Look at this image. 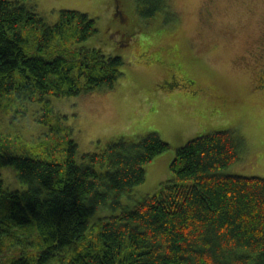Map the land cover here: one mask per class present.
<instances>
[{"label":"trees","instance_id":"1","mask_svg":"<svg viewBox=\"0 0 264 264\" xmlns=\"http://www.w3.org/2000/svg\"><path fill=\"white\" fill-rule=\"evenodd\" d=\"M135 2L142 19L168 13V0ZM96 31L95 20L77 10L60 9L49 24L19 0H0V109L19 100L20 110L44 103L52 114L51 95L112 87L121 56L76 46ZM66 143L57 160L17 152L0 132V167L11 165L22 186L11 189L0 178V254L12 225L36 230L44 243L36 254L0 264H46L53 256L59 264H264V178L221 172L238 159L242 141L234 131L177 147L174 176L119 213L110 210L145 180L144 164L168 143L155 132L121 136L80 162L76 143Z\"/></svg>","mask_w":264,"mask_h":264},{"label":"rangeland","instance_id":"2","mask_svg":"<svg viewBox=\"0 0 264 264\" xmlns=\"http://www.w3.org/2000/svg\"><path fill=\"white\" fill-rule=\"evenodd\" d=\"M19 1L49 24L63 8L86 13L97 31L76 46L120 55L123 65L110 88L49 96L52 114L44 103L20 110L19 100L0 109V132L17 152L60 160L70 137L80 162L109 140L157 133L169 148L144 164L145 180L122 194L112 213L172 178L175 149L212 131H234L242 141L238 159L221 172L264 178V88L256 81L264 71V0H168V13L148 19L135 0ZM0 178L11 189L22 187L11 165L0 167ZM43 244L36 230L12 225L0 260L36 254ZM46 264H59L58 256Z\"/></svg>","mask_w":264,"mask_h":264},{"label":"flooded vegetation","instance_id":"3","mask_svg":"<svg viewBox=\"0 0 264 264\" xmlns=\"http://www.w3.org/2000/svg\"><path fill=\"white\" fill-rule=\"evenodd\" d=\"M210 0H208L207 2H209ZM118 7V6H117ZM118 11V8H117ZM260 71V68L257 69V72ZM257 86L264 88V71H261L256 78Z\"/></svg>","mask_w":264,"mask_h":264},{"label":"crops","instance_id":"4","mask_svg":"<svg viewBox=\"0 0 264 264\" xmlns=\"http://www.w3.org/2000/svg\"><path fill=\"white\" fill-rule=\"evenodd\" d=\"M169 164H170V163H169ZM164 180H165V179L160 180L159 183L163 182ZM157 188H158V187H157Z\"/></svg>","mask_w":264,"mask_h":264}]
</instances>
